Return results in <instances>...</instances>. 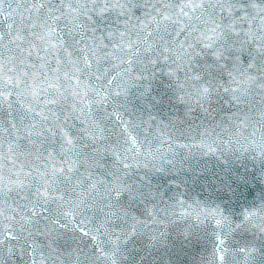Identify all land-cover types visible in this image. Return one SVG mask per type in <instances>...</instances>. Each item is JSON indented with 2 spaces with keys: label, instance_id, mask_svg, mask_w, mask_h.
I'll return each instance as SVG.
<instances>
[{
  "label": "snow or ice",
  "instance_id": "1",
  "mask_svg": "<svg viewBox=\"0 0 264 264\" xmlns=\"http://www.w3.org/2000/svg\"><path fill=\"white\" fill-rule=\"evenodd\" d=\"M0 264H264V0H0Z\"/></svg>",
  "mask_w": 264,
  "mask_h": 264
}]
</instances>
